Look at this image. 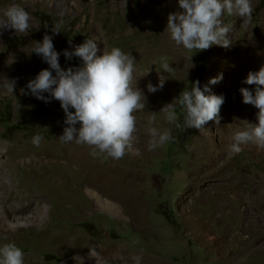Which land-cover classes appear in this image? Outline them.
Masks as SVG:
<instances>
[{"label":"rangeland","instance_id":"374dc122","mask_svg":"<svg viewBox=\"0 0 264 264\" xmlns=\"http://www.w3.org/2000/svg\"><path fill=\"white\" fill-rule=\"evenodd\" d=\"M11 4L29 12L31 28L16 35L0 29V76L16 80L15 94L0 88V245L15 243L25 253L24 264H78L74 256L96 264L89 249L100 254L101 264H136L137 258L138 264H264V149L243 145L229 156L228 147L221 148L225 122H258V110L243 103L240 89L254 93L255 85L244 81L259 69L249 65L239 77L232 72L244 50L259 57L264 52V0H252V18L244 27L242 18L224 16L232 29L229 48L213 45L202 52L177 47L164 33L178 0H0V21ZM55 24L58 35L50 30ZM45 33L53 35L63 69L82 66L80 58L69 61L63 52L86 38L98 43V55L104 47H119L136 60L134 83L146 107L135 113L132 148L114 160L77 144L94 172H109L110 183L93 181L91 168L89 173L70 158L69 143L58 139L66 119L60 103L20 92L49 68L30 46ZM263 59L250 62L261 67ZM220 76L217 84L209 83ZM160 77L163 89L149 93L148 83L158 86ZM197 80L202 90L210 88L206 95L225 97L220 124L209 122L199 132L183 125L182 114L181 127L169 124L161 108ZM150 121L173 137L154 150L148 149ZM36 135L44 138L39 146L32 143ZM212 159L218 164L211 165ZM88 186L106 201L104 209ZM39 208L45 218L34 221Z\"/></svg>","mask_w":264,"mask_h":264},{"label":"clouds","instance_id":"9594fccd","mask_svg":"<svg viewBox=\"0 0 264 264\" xmlns=\"http://www.w3.org/2000/svg\"><path fill=\"white\" fill-rule=\"evenodd\" d=\"M225 15L242 18V27L246 26L252 18V0H178V10L168 14L164 33L169 34L177 47L189 51L202 52L213 45L229 48L232 44L229 39L232 29L224 23ZM3 17L0 29L13 31L15 35L27 33L31 28L29 12L19 4H11L3 9ZM50 30L53 35L61 33L59 24L52 25ZM53 35L45 33L42 41L30 44L32 54L40 56L49 68L41 70L25 88L20 89L21 94H30L46 104L53 99L60 103L66 117L63 121V134L58 138L61 142L87 145L93 149L94 156L102 153L114 160L122 159L132 148L134 133L137 131L135 113L146 107L143 103L146 96L138 87V82L134 83L135 58L119 47H113L110 51L104 47L103 53L98 55V43L86 38L72 51L66 49L63 52L69 61L74 57L80 58L82 66L63 69L59 63L61 54L55 49ZM163 68L171 71L167 63ZM222 78H213L209 83L215 85ZM244 83L255 85L254 93L248 88H241L240 93L244 104L252 105L258 110V122L244 121L247 126L232 134V142L227 149L229 156L239 154L243 145L253 144L264 149V65L258 71L249 72ZM164 84L165 81L160 77L158 86L148 83L147 91L154 94L162 90ZM0 88L6 94L13 95L16 92V80L0 76ZM210 92L207 85L202 90L197 80L190 90L185 87L160 112L165 115L169 124L177 128L181 127V114L183 125L188 129L200 132L209 122L219 125L225 97L205 94ZM177 107L181 110L180 113L176 111ZM229 126L231 125L227 127ZM146 132L150 137L149 150L173 139L171 130L160 131L152 126L151 121ZM43 139L36 135L32 143L39 146ZM99 255L95 249H89V259H95L96 264H101ZM24 257V251L15 243L0 245V264H24ZM73 259L78 264H83L82 257L74 256Z\"/></svg>","mask_w":264,"mask_h":264},{"label":"bare ground","instance_id":"6f19581e","mask_svg":"<svg viewBox=\"0 0 264 264\" xmlns=\"http://www.w3.org/2000/svg\"><path fill=\"white\" fill-rule=\"evenodd\" d=\"M253 49V48H252ZM249 50V49H248ZM248 50L247 51H243L244 52V54L241 56V58H240V60L238 61V63H237V65L235 66V68H234V70H233V72H232V76H234V77H239V76H241L242 74H243V71H245V69H247L246 67L247 66H249L250 65V69L251 70H253V69H255V68H260V64L258 63V62H250V61H253V60H256V59H259V60H261V59H263L264 58V52H263V54H261V57H259V56H255L256 54H255V52L253 51V50H250L249 52H248ZM255 54V55H254ZM264 60V59H263ZM231 69V68H230ZM230 76V75H229ZM229 78V77H228ZM246 79V78H245ZM240 123H241V121H240ZM228 125H231V126H229V127H227ZM225 127H226V129H228V133L226 134V135H224V139L221 141V148H226V147H228V145L232 142L231 141V137H232V134L235 132V131H237V130H243L245 127H241L240 125H239V122H225ZM212 128L211 127H207L206 128V131H204L205 132V134L204 135H207V140L209 139V137H210V134H209V132H210V130H211ZM206 139H204V140H206ZM254 146L255 148L256 147H258V146H256V145H253V144H248V145H244L245 147H247V146ZM82 146V145H81ZM243 147V146H242ZM86 148V147H85ZM259 148V147H258ZM68 149H69V156H70V158H74V159H77V160H80L86 167H87V169L89 170V173H90V168H91V172H92V176H93V181H96V183H106V182H111V176L109 175V172H107V171H105L104 169L103 170H101V171H93V169H92V167H90V165H89V159L87 160L86 158V156L85 155H87V154H84L83 152H82V150L80 149V148H78V146H77V144L75 143V142H70L69 143V147H68ZM80 149V150H79ZM83 149V148H82ZM253 150V149H252ZM261 150V149H260ZM66 151V150H65ZM84 151V150H83ZM85 151H88L87 149L85 150ZM220 153V152H219ZM216 154V153H215ZM224 154V153H223ZM216 155H218V154H216ZM37 156H39V155H37ZM223 156V155H222ZM86 157V158H85ZM49 158V157H48ZM210 158V157H209ZM215 158V157H214ZM221 158V157H220ZM33 159H35V161H39V157H37V158H34L33 157ZM219 159V158H218ZM209 162H210V164L211 163H213V165H216V164H218V160L217 159H212V160H209ZM212 165V164H211ZM125 175V174H124ZM123 175V176H124ZM118 176V175H117ZM127 176V175H126ZM121 177V176H120ZM117 178V177H116ZM130 176H129V180H130ZM119 179V178H118ZM125 179H126V177H125ZM50 180V179H49ZM113 181V180H112ZM121 181V180H120ZM120 181H117V183L118 182H120ZM125 182V181H124ZM126 182H127V180H126ZM116 183V182H115ZM72 185V184H71ZM87 187V186H86ZM95 190V189H94ZM88 193H89V195L91 196V197H95L96 198V202L98 203V205H100V208L101 209H104L106 206H107V203H106V201L103 199V198H101V196L99 195V196H97L96 194H94V192L92 191V188H90L89 189V186H88ZM96 192V191H95ZM41 200V199H40ZM43 200V199H42ZM33 201V200H32ZM41 203H42V201L40 202V201H38L37 202V207H40V205H41ZM28 208L29 209H31V204L30 205H28ZM27 209V208H26ZM32 210V209H31ZM39 211H40V216L38 217V218H36L34 221H37V220H39L40 218H42L43 217V219L45 218L44 217V212H43V209L42 208H39L38 209ZM46 220V219H45ZM44 221V220H43ZM137 264V263H136Z\"/></svg>","mask_w":264,"mask_h":264}]
</instances>
